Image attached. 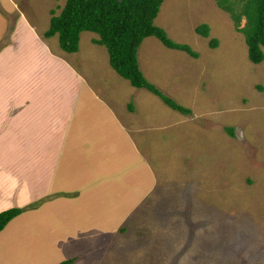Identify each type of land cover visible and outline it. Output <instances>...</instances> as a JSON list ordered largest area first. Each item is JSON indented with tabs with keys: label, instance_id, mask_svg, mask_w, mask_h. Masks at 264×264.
Returning <instances> with one entry per match:
<instances>
[{
	"label": "rangeland",
	"instance_id": "1",
	"mask_svg": "<svg viewBox=\"0 0 264 264\" xmlns=\"http://www.w3.org/2000/svg\"><path fill=\"white\" fill-rule=\"evenodd\" d=\"M63 3L0 0V46L31 25L113 105L137 151L122 148V162L94 176L109 182L98 191L88 196L84 184L80 212L29 203L0 230V264H264V48L260 62L248 61L243 35L215 0H163L154 24L196 56L147 36L136 60L149 83L189 109L182 114L117 75L91 42L96 33L81 31L71 53L56 35L44 38L50 10Z\"/></svg>",
	"mask_w": 264,
	"mask_h": 264
},
{
	"label": "crops",
	"instance_id": "2",
	"mask_svg": "<svg viewBox=\"0 0 264 264\" xmlns=\"http://www.w3.org/2000/svg\"><path fill=\"white\" fill-rule=\"evenodd\" d=\"M18 30L0 46V210L39 199L31 210L80 212L84 184L88 196L98 191L104 176H94L115 169L110 162H122V148L135 153L136 142L128 143L129 126L66 54L31 25L24 24L23 35Z\"/></svg>",
	"mask_w": 264,
	"mask_h": 264
},
{
	"label": "trees",
	"instance_id": "3",
	"mask_svg": "<svg viewBox=\"0 0 264 264\" xmlns=\"http://www.w3.org/2000/svg\"><path fill=\"white\" fill-rule=\"evenodd\" d=\"M162 1L64 0L56 14L50 10L48 26L42 36L48 38L56 35L60 50L71 53L77 50L81 31L96 33L97 38H92L91 42L104 47L107 62L117 75L133 87L150 91L169 108L188 114V108L175 103L149 83L137 65V46L147 36H153L168 49L196 56L188 45L172 41L160 26L154 24L153 20ZM233 1L215 0L217 6L230 17L234 30L243 35L248 61L258 63L263 59L261 48H264V0ZM208 30L205 24L194 27V31L202 37L208 36ZM216 42L215 38H209L207 41L211 48L216 46ZM226 130L232 134L231 128L227 127ZM28 206L33 205L0 210V230L25 208L30 209ZM74 260L75 258L71 257L54 264H70Z\"/></svg>",
	"mask_w": 264,
	"mask_h": 264
}]
</instances>
